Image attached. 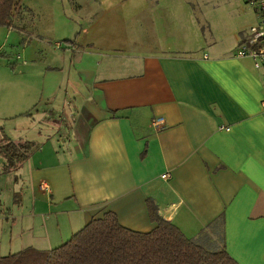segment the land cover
I'll use <instances>...</instances> for the list:
<instances>
[{"label": "crops", "instance_id": "0c3cea01", "mask_svg": "<svg viewBox=\"0 0 264 264\" xmlns=\"http://www.w3.org/2000/svg\"><path fill=\"white\" fill-rule=\"evenodd\" d=\"M244 8L231 10L238 27H231L224 48H214L224 36L215 40L217 32H206L197 14L194 25L206 45L189 49L184 35L168 27L174 10H137L135 33L126 30L104 43L89 37L95 24L83 29L85 36L70 33L73 25L57 38L74 44L37 41L29 53L27 45V63L18 54L12 70L0 67V126L37 117L65 129L60 121L68 122L70 132L59 136L67 161L55 151L46 161L43 152L30 161V185L39 179L42 192L37 198L31 190L32 199L39 203L47 194V234L37 247L31 236L10 255L57 248L49 236L52 206L63 205L57 213L69 216L71 233L58 247L107 212L127 229L149 233L156 227L147 207L152 199L159 215L188 239L214 244L219 232V248L239 264H264V71L236 56L260 18ZM19 17L18 10L10 27H0V56H9L5 37L18 42ZM163 46L173 49L159 51ZM19 67L28 72L17 73ZM0 155L17 182L18 170ZM22 199L17 193L16 203Z\"/></svg>", "mask_w": 264, "mask_h": 264}, {"label": "rangeland", "instance_id": "374dc122", "mask_svg": "<svg viewBox=\"0 0 264 264\" xmlns=\"http://www.w3.org/2000/svg\"><path fill=\"white\" fill-rule=\"evenodd\" d=\"M19 1L20 7L18 9L21 19L19 17L18 28L14 32V35L19 38L18 42L9 41L7 43L8 41H6L5 37L4 44L10 48L7 52L9 56L7 54L0 56V67H8L9 70L11 69L10 61H15V64L19 63L16 62L18 54H21V63L29 60L28 55H25L27 45H30L28 53L33 48H38L39 44L37 41H50L53 43L60 41L61 44L65 45L64 41L61 42L62 40L57 37L67 35L69 33L67 29L73 27V25L74 27L69 30L70 33H76L81 36L83 35V29L87 28V25L95 24L90 31L89 37L99 38L104 43L111 42V37L118 38L126 30H129L130 34L135 33L139 29L137 10H174L171 14L172 21L168 24V27L172 29L173 34L178 36L184 35L189 49L203 48L202 46L206 45L205 38L202 35L199 38L197 28L194 25V21L197 25L195 18L197 14L196 17L201 20V24L203 25L201 26L206 32L212 33L214 30L217 32L215 34V40L218 36H224V39L214 48H224L231 42V27H238V24L235 22L238 19L237 15L234 12L232 13L231 10H246L244 6L249 7L245 4V0ZM181 10H186L187 15H182ZM190 10H195L196 13L194 12L191 15ZM121 11L126 12V14L121 16ZM185 27L187 28L186 32L183 31ZM33 29L37 33L32 39L30 36L32 35ZM149 29H154V26H151ZM24 31L30 34L25 33L21 35L20 32ZM51 35L55 37L50 39L49 37ZM74 37L72 36V39ZM1 40H3V37L0 35ZM164 49L173 48H167L165 46L158 48L159 51ZM15 64L12 62V65ZM28 69V67H19L17 73H27ZM34 78H37V76H34ZM29 79L36 81L32 78ZM39 88L41 87L39 86ZM69 111L70 109H67V112ZM63 130H65L64 133ZM62 134L69 136L70 132L68 129L46 121L41 122L37 117H23L12 121H5L1 124L0 141L4 139L9 141L23 139L35 143L36 147L29 155V158L18 169L17 182L15 181L14 174L5 171V159L0 155V255H10L22 250L25 247L23 243L29 241L31 236L33 238L29 241L30 245L37 247V243L42 242L44 236L47 234L44 229L49 209L47 208V194L41 195L43 197L40 198L39 203H36L34 198L32 199L31 190L34 191V195L37 198L40 197L39 195L42 192L36 187L38 186L39 179L35 180L37 184L34 183L33 188L30 185V174L32 172L30 161L34 154L38 156L40 152H43L44 161H46V155L53 151L59 152L60 158L67 161L68 155L65 151L66 148L59 138ZM17 193L21 194L23 198L18 203H16ZM63 209V205L57 207L52 206L53 217H51L49 236L51 235L57 243L53 248L58 247L61 240L71 233V230L67 227L69 216L63 213H57ZM46 225L48 226V224ZM216 235V240L212 241L214 244L208 243L205 246L209 251H217L220 249L221 236L219 232ZM58 238L60 239L57 240Z\"/></svg>", "mask_w": 264, "mask_h": 264}, {"label": "trees", "instance_id": "16d2710c", "mask_svg": "<svg viewBox=\"0 0 264 264\" xmlns=\"http://www.w3.org/2000/svg\"><path fill=\"white\" fill-rule=\"evenodd\" d=\"M19 2L0 0V27L12 25ZM64 43L71 45L75 41ZM0 145V153L5 155L10 170H18L36 147L32 142L5 139ZM147 207L150 220L156 225L149 233L129 230L121 225L116 213L107 212L60 247L44 254L29 248L0 258V264H239L225 247L209 251L206 245L188 239L159 215L152 199H148Z\"/></svg>", "mask_w": 264, "mask_h": 264}, {"label": "built area", "instance_id": "2783aa9c", "mask_svg": "<svg viewBox=\"0 0 264 264\" xmlns=\"http://www.w3.org/2000/svg\"><path fill=\"white\" fill-rule=\"evenodd\" d=\"M246 4L254 10L259 16V24L250 30L248 41L241 45L237 51L238 58H249L253 61L256 70L264 71V0H245ZM61 44L57 45V48ZM20 59V57H18ZM262 115L264 118V102L262 103ZM61 120V119H60ZM65 123V124H63ZM68 123V122H67ZM66 122L60 121V124L69 130ZM64 135V134H62ZM169 175L163 176L167 179ZM42 191L47 190L48 187L44 184L40 187Z\"/></svg>", "mask_w": 264, "mask_h": 264}]
</instances>
